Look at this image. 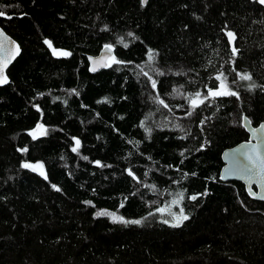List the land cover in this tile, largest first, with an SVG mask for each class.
<instances>
[{"label":"trees","instance_id":"16d2710c","mask_svg":"<svg viewBox=\"0 0 264 264\" xmlns=\"http://www.w3.org/2000/svg\"><path fill=\"white\" fill-rule=\"evenodd\" d=\"M0 11L21 49L0 87V264H264V203L218 180L222 151L247 139L242 119L264 121L263 5L0 0ZM105 45L121 63L90 75ZM221 73L236 96L193 110ZM35 163L47 178L23 167ZM168 205L188 218L165 223Z\"/></svg>","mask_w":264,"mask_h":264},{"label":"water","instance_id":"95a60500","mask_svg":"<svg viewBox=\"0 0 264 264\" xmlns=\"http://www.w3.org/2000/svg\"><path fill=\"white\" fill-rule=\"evenodd\" d=\"M142 4L145 5L144 0ZM0 44L3 45L0 48V59H6L7 57H13L7 64L5 69V75H7L9 67L17 59L21 53V49L17 42H15L10 36H8L0 27ZM19 49L17 54L16 49ZM115 50L112 48L109 52L105 46L102 47L99 52L94 56L87 57V71L90 75H94L100 71L106 70L112 57H114ZM95 67V71L92 69ZM0 84V87L7 85ZM264 125V121L258 125L253 126L247 118L242 119V127L247 134L245 141L239 142L231 148L224 149L220 155L222 166L218 172V180L222 183L237 182L243 185L244 191L248 198L252 201L264 203V169L255 167L248 159L249 156L253 158H264V129L261 128ZM259 163V160L257 161ZM245 166L251 168L249 173L245 170ZM231 170V171H230Z\"/></svg>","mask_w":264,"mask_h":264},{"label":"snow or ice","instance_id":"6c2138e0","mask_svg":"<svg viewBox=\"0 0 264 264\" xmlns=\"http://www.w3.org/2000/svg\"><path fill=\"white\" fill-rule=\"evenodd\" d=\"M144 2L146 3L147 0H144ZM259 2L261 4H264V0H259ZM0 16H5V12L4 11H0ZM9 19L11 17H8ZM0 35H3V33H0ZM129 36L132 35V33H129L128 34ZM227 36L229 38V41H233L235 39V34L231 31L227 32ZM45 43L50 47L52 48V44L50 41L48 40H45ZM126 46V45H125ZM3 45L0 44V48H2ZM105 48L110 52L111 49H112V45H105ZM233 54H235L238 50L236 48H233ZM16 52L18 54L19 52V49L17 48L16 49ZM53 54L54 55H61V56H69L71 55V53L69 52H58L56 49L53 48ZM13 57L9 56L7 57L6 59H0V84H5V83H8V79H7V76L5 75V69L7 67V64L10 62V60L12 59ZM153 57H152V53L151 51L149 52V59L151 60ZM112 63H121L120 61L116 60L115 57H112ZM105 66H110V65H105ZM93 71H95V67L92 69ZM160 74H163V73H160ZM144 75L147 76V73H144ZM222 76H223V73H221L220 75L216 76V80L220 81V84L217 88L215 89H208V92H207V95H205L203 98H201V93L197 92L195 93V96L194 98H191L190 100V104H191V107L193 110H195L199 105H202L204 104L205 100H207L209 97L211 98H216V97H221V96H236V92L234 91H231L227 84L224 82L226 80V77L224 79H222ZM240 79L242 80H250L251 77L249 75H242L240 76ZM152 86L153 88H155V81L152 82ZM159 103L162 104L165 108L168 107L167 104L164 103L163 100H159ZM188 115H191V112L188 113ZM261 128L264 129V125H261ZM37 129L43 133L44 132V128H43V125H37ZM33 138H35V134L33 133ZM77 143V146H79V141L77 140L76 141ZM26 151V149L24 150ZM73 151H76V148L73 149ZM85 159H87V157H85ZM248 159L251 161L252 165L255 166V167H260L262 169H264V158H253L252 156H249ZM259 160V163L257 162ZM97 164H99V161H97ZM23 167H33V170H35V166H32V165H29V164H24ZM39 167L42 168V165H40ZM245 170L247 172H251L252 169L251 168H248L247 166H245ZM231 171V170H230ZM43 175V173H41ZM131 175V173H130ZM47 178V177H45ZM261 179H264V176L261 177ZM55 187V185L53 186ZM262 187H264V185H262ZM57 191H59V189H57ZM183 194H181L182 196ZM261 199H264V196H261L260 197ZM191 199L195 200L196 199V196H192ZM175 203V201H174ZM159 211L163 212L164 209H159ZM97 215L98 216H111L113 221L114 222H121V223H136V224H139L140 221L136 220V221H126L123 219V217H117L114 213H109V212H106V211H100V212H97ZM188 217L187 216H183L182 219H187ZM168 221H165V223H167ZM174 227H177L179 226V223L177 224H174L173 225Z\"/></svg>","mask_w":264,"mask_h":264},{"label":"rangeland","instance_id":"374dc122","mask_svg":"<svg viewBox=\"0 0 264 264\" xmlns=\"http://www.w3.org/2000/svg\"><path fill=\"white\" fill-rule=\"evenodd\" d=\"M256 1L259 2V0H256ZM261 5L264 6V4H261ZM50 51H51V54L53 56H55V57H65V56H61V55H54L53 54V48H51ZM57 51L58 52H64L62 50H57ZM33 133L35 134V138L36 137H40V136H43L46 133V129L44 128V132L43 133H41L38 129L30 131L29 135L32 138H33ZM76 145H77V143H76ZM40 165H42V164L41 163H35V164H32V166H35V170H33V167H30V168H32V170L35 171V173H37L38 175H40L42 177H45L44 167L42 165V168H41V167H39ZM41 173H43V175ZM97 212H100V211H97ZM97 212L95 213L96 216H98ZM161 215H162L161 219L164 220V222L168 221L167 224L169 223V224H172V225L177 224V223L181 224L184 220H186V219H182V217L183 216H187V215L182 214L181 217L178 219L177 218V211H175L174 206H171V205H168V208H165L164 211L161 212ZM103 217H108L110 220H113L111 216H103ZM177 220H179V221H177Z\"/></svg>","mask_w":264,"mask_h":264}]
</instances>
